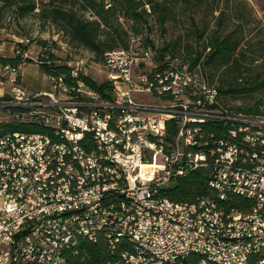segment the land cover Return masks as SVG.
<instances>
[{
  "label": "built area",
  "instance_id": "built-area-1",
  "mask_svg": "<svg viewBox=\"0 0 264 264\" xmlns=\"http://www.w3.org/2000/svg\"><path fill=\"white\" fill-rule=\"evenodd\" d=\"M61 50L72 80L51 76L50 92L22 85L23 64L0 75L12 86L0 111L20 108L15 119L53 134L0 139V264H67L81 239L105 242L110 258L100 264H264V116L230 109L188 60H159L140 37L105 54L108 100L76 79L88 57ZM15 53L42 62L24 45ZM196 170L215 197L162 195ZM231 196L252 208L227 209Z\"/></svg>",
  "mask_w": 264,
  "mask_h": 264
},
{
  "label": "trees",
  "instance_id": "trees-1",
  "mask_svg": "<svg viewBox=\"0 0 264 264\" xmlns=\"http://www.w3.org/2000/svg\"><path fill=\"white\" fill-rule=\"evenodd\" d=\"M261 12L260 18L247 0H0V42H15L7 38L8 33L26 37L29 33L25 21L37 18L42 27H55L69 41V46L90 50L102 63L107 52L129 48L133 36L155 49L157 59L161 60L167 55L177 57L176 53L181 51L179 42L157 48L149 36L144 38L143 31L152 29L150 18L155 17L162 28L177 19H190L195 25L194 34L203 40V46L199 50L187 46L185 55L178 56L188 60L194 71L202 69L201 78L219 90L230 109L264 116V3ZM39 46L42 71L49 77L66 75L71 81V67L67 64L68 56L61 50V41L40 40ZM0 61L4 67L32 60L15 55ZM19 77L22 80L21 70ZM76 79L100 92L103 99L111 98L108 82L99 83L87 73ZM8 98L2 97L0 101ZM241 99L247 100L248 105H230L231 100ZM21 111L12 108L9 113L4 112L8 117L0 121V139L14 132L53 135L49 126L15 119L13 114ZM208 126L212 130L222 128L218 122H210ZM169 131L176 134L177 126L169 125ZM208 181L205 171L196 170L171 182L162 189V195L176 202L214 196ZM253 203L247 198L231 196L224 205L227 209L245 212ZM78 249V255H68L67 264H100L110 258V250L103 240L81 239Z\"/></svg>",
  "mask_w": 264,
  "mask_h": 264
},
{
  "label": "rangeland",
  "instance_id": "rangeland-1",
  "mask_svg": "<svg viewBox=\"0 0 264 264\" xmlns=\"http://www.w3.org/2000/svg\"><path fill=\"white\" fill-rule=\"evenodd\" d=\"M250 5H252L257 11V15L261 18V6L264 3V0H247ZM214 21V20H212ZM150 24L152 29L150 31L144 30L142 36L145 38L149 36L155 43L157 48H162L166 44H174V42H179V49L176 54L177 56L185 55V48H194V50H199L203 46V40L197 38L194 34L195 25L190 19H177L176 21L169 22L165 28H162L157 22L155 17L150 18ZM26 29L28 30L29 35L18 36L16 34L8 33L7 38L19 42L15 46H25L27 40L30 42L27 44L29 52L33 56H37L40 52L39 41L40 40H60L63 43L70 44L66 38H63L61 34L58 33V30L51 26L47 25L42 27L37 18H29L25 21ZM14 26V25H13ZM19 30V29H18ZM11 32V31H9ZM4 37H6L4 35ZM9 42H12L11 40ZM74 51L79 55H85L89 59V66L86 69V73L91 76L94 80L99 83H104L107 81L104 63L97 60L96 55L86 48L76 47L75 45L71 46ZM171 53V52H170ZM62 55V53L60 54ZM172 56V55H171ZM195 72L199 77H202V69L197 68ZM22 76V85L28 89L31 93H44V91H51V79L49 75L44 73L40 67V64H37L33 61H27L23 64L21 69ZM7 89H11V84L7 83ZM248 101L241 100H231V106H247ZM7 115L4 112L0 111V121L5 120Z\"/></svg>",
  "mask_w": 264,
  "mask_h": 264
},
{
  "label": "crops",
  "instance_id": "crops-1",
  "mask_svg": "<svg viewBox=\"0 0 264 264\" xmlns=\"http://www.w3.org/2000/svg\"><path fill=\"white\" fill-rule=\"evenodd\" d=\"M15 42H9V41H1L0 42V58H13L15 57ZM3 70V64L0 61V75L2 74ZM7 83L0 86V98L9 96L11 93V89H7ZM12 88V87H11ZM47 92V91H44Z\"/></svg>",
  "mask_w": 264,
  "mask_h": 264
}]
</instances>
